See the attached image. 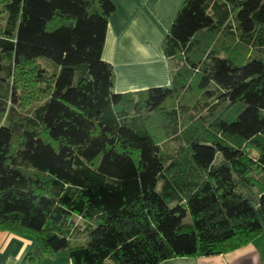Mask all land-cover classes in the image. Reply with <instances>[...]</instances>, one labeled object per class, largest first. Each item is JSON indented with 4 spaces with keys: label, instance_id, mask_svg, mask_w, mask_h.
Returning <instances> with one entry per match:
<instances>
[{
    "label": "trees",
    "instance_id": "1",
    "mask_svg": "<svg viewBox=\"0 0 264 264\" xmlns=\"http://www.w3.org/2000/svg\"><path fill=\"white\" fill-rule=\"evenodd\" d=\"M115 10L0 0V229L74 264L264 235V0H184L163 42L170 85L125 93L103 58Z\"/></svg>",
    "mask_w": 264,
    "mask_h": 264
},
{
    "label": "crops",
    "instance_id": "2",
    "mask_svg": "<svg viewBox=\"0 0 264 264\" xmlns=\"http://www.w3.org/2000/svg\"><path fill=\"white\" fill-rule=\"evenodd\" d=\"M103 58L114 66L119 93L170 85L163 42L184 0H111ZM263 236V235H262ZM262 236L222 255L176 257L161 264H263ZM0 264H74L68 254H46L34 238L0 229Z\"/></svg>",
    "mask_w": 264,
    "mask_h": 264
},
{
    "label": "rangeland",
    "instance_id": "3",
    "mask_svg": "<svg viewBox=\"0 0 264 264\" xmlns=\"http://www.w3.org/2000/svg\"><path fill=\"white\" fill-rule=\"evenodd\" d=\"M75 240H76V242H84V238H78ZM262 241L264 242V235L262 236ZM263 264H264V261H263Z\"/></svg>",
    "mask_w": 264,
    "mask_h": 264
},
{
    "label": "water",
    "instance_id": "4",
    "mask_svg": "<svg viewBox=\"0 0 264 264\" xmlns=\"http://www.w3.org/2000/svg\"><path fill=\"white\" fill-rule=\"evenodd\" d=\"M254 200H255L256 204L259 203V201H258V199L256 197H254Z\"/></svg>",
    "mask_w": 264,
    "mask_h": 264
}]
</instances>
